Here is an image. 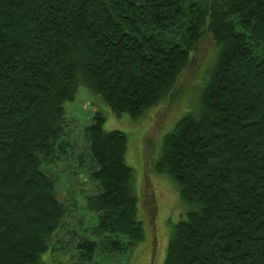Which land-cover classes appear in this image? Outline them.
<instances>
[{"label": "trees", "instance_id": "16d2710c", "mask_svg": "<svg viewBox=\"0 0 264 264\" xmlns=\"http://www.w3.org/2000/svg\"><path fill=\"white\" fill-rule=\"evenodd\" d=\"M206 35L198 108L153 167L190 209L165 264H264V0H0V264H43L63 226L47 168L72 149L65 105L80 87L140 120L174 94ZM104 122L97 113L78 157L97 185L85 198L95 239L78 245L88 261L145 240L127 134Z\"/></svg>", "mask_w": 264, "mask_h": 264}, {"label": "rangeland", "instance_id": "374dc122", "mask_svg": "<svg viewBox=\"0 0 264 264\" xmlns=\"http://www.w3.org/2000/svg\"><path fill=\"white\" fill-rule=\"evenodd\" d=\"M214 51L215 43L206 35L199 49L192 53L190 67L174 94L140 120L128 114L116 116L83 86L76 100L65 105L66 117L70 120L66 139L72 149L66 158L48 167L47 171L55 182L58 200L68 212L63 226L53 236L50 250L43 256V264H165L175 226L188 217L190 209L183 203L171 178L155 173L153 167L166 134L186 114L198 108ZM97 113L105 117L106 131L119 130L127 134L125 161L133 169L132 189L138 198L145 240L120 255L95 253L92 261H88L81 258L83 249L78 245L85 238L95 239L92 230L99 224V217L86 210L85 198L95 192L97 185L89 181L87 165H81L78 157L88 148L85 130Z\"/></svg>", "mask_w": 264, "mask_h": 264}]
</instances>
